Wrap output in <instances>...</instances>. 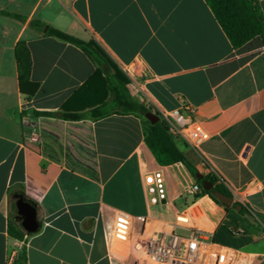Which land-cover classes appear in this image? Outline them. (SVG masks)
<instances>
[{"label": "crops", "instance_id": "obj_1", "mask_svg": "<svg viewBox=\"0 0 264 264\" xmlns=\"http://www.w3.org/2000/svg\"><path fill=\"white\" fill-rule=\"evenodd\" d=\"M2 2L24 3L27 12L0 6L23 17L0 14V264L18 250L7 231L15 194L35 204L40 220L27 238V264H133L130 256L114 257L106 241L116 210L188 234L196 227L193 206L205 210L214 246L264 255L263 37L234 47L205 0ZM257 5L264 18V0ZM31 19L94 40L138 103L144 91L161 107H192L207 134L196 152L197 169L204 160L245 212L208 196H186L195 180L180 163L155 161L144 142V114L113 105L102 79L113 70L105 68L81 89L97 65L80 47L31 27ZM18 41L30 52V80L37 83L31 95L18 87ZM63 105L79 118L47 114ZM174 142L190 151L185 139ZM155 168L167 188L166 202L158 205L163 217L151 215L143 182V171Z\"/></svg>", "mask_w": 264, "mask_h": 264}, {"label": "built area", "instance_id": "obj_2", "mask_svg": "<svg viewBox=\"0 0 264 264\" xmlns=\"http://www.w3.org/2000/svg\"><path fill=\"white\" fill-rule=\"evenodd\" d=\"M129 79L133 81L131 76ZM142 94V104L166 122L172 137L185 139L190 150L197 152L207 134L196 120L194 109L186 105L167 109L158 105L149 94L144 91ZM34 136L35 132L32 130L30 137ZM199 171L211 176L204 160L199 163ZM143 182L149 204L166 202L167 188L161 168L144 170ZM251 183L249 181L248 185ZM249 190L250 188H246L244 193ZM231 191L238 195L242 192ZM185 192L192 199L209 197L207 193L202 194V187L196 181L190 183ZM189 217L196 222V227L188 234H180L169 223L151 227L149 219L144 215H131L116 210L106 232V241L114 257H122L126 251V257L130 256L133 264H263L264 255L214 246L207 226L206 212L201 207H191ZM134 244L138 246V250L134 249ZM17 254L18 250L12 249L7 264H12Z\"/></svg>", "mask_w": 264, "mask_h": 264}, {"label": "trees", "instance_id": "obj_3", "mask_svg": "<svg viewBox=\"0 0 264 264\" xmlns=\"http://www.w3.org/2000/svg\"><path fill=\"white\" fill-rule=\"evenodd\" d=\"M213 12L217 22L234 47L241 46L255 36H261L264 39V18L258 8L257 0H205ZM0 14L9 16L17 20H23V17L17 13L0 10ZM29 25L38 31L56 37L64 42L71 43L81 48L84 54L93 61L97 66L93 75L83 84L81 89L90 85L95 76L101 75L105 68L113 70L111 78H115L113 83L110 77H102L106 88L112 94L111 100L113 105L122 112H136L141 115L148 112V109L141 103L135 101L128 93L126 84L127 78L124 77L115 65L106 57L98 44L90 39L83 40L75 37L62 30L47 25L39 19H31ZM14 56L17 65V79L19 91L24 94L31 95L37 88V83L30 80L31 58L29 49L24 41H18L14 47ZM65 106L61 107L60 112L47 113L54 114L64 119L79 118L78 114L65 113ZM96 108L93 109V111ZM101 113L95 114V116ZM148 128L144 137V142L159 165H169L173 163L182 164L189 175L200 184L203 180H208L213 184V189H217L224 194L230 195L229 192L221 185L215 183V177L203 175L202 179H197L195 174L198 172L196 167L198 157L195 151H181L174 138L169 132L168 126L163 119H159L154 124L148 120ZM207 193L209 197L216 203L225 205L216 200L210 191L202 189V194ZM29 201V200H28ZM31 202V201H29ZM32 203V202H31ZM241 205L234 203L232 206ZM12 214L8 224V235L13 244L17 245L18 254L13 259V264H27L26 242L27 238L32 235L26 233L16 218V207L14 202L11 204ZM240 213L245 212V208L241 205ZM13 244L9 247L12 248Z\"/></svg>", "mask_w": 264, "mask_h": 264}, {"label": "water", "instance_id": "obj_4", "mask_svg": "<svg viewBox=\"0 0 264 264\" xmlns=\"http://www.w3.org/2000/svg\"><path fill=\"white\" fill-rule=\"evenodd\" d=\"M145 118L154 124L159 120V117L148 111L144 114ZM197 179H202L203 175L200 172L195 174ZM202 189L205 191H210L212 196L219 202L232 206L234 204V199L232 196L222 193L217 189H213V184L208 180H203L201 185ZM15 207H16V218L19 220L21 227L28 234L35 233L40 227V220L38 218L37 207L35 204L29 202L22 194H15ZM236 208L240 210L241 205H237Z\"/></svg>", "mask_w": 264, "mask_h": 264}, {"label": "rangeland", "instance_id": "obj_5", "mask_svg": "<svg viewBox=\"0 0 264 264\" xmlns=\"http://www.w3.org/2000/svg\"><path fill=\"white\" fill-rule=\"evenodd\" d=\"M0 6H4V8H7L8 10H20L22 12H27V7H26V5L24 3L12 2V3H9V4L5 5L4 2H2V0H0ZM198 172H200V171L198 170ZM185 194H186V196L188 195L187 193H185ZM186 196H184L183 201H185L187 199ZM158 209H159L158 205L152 206L151 207V215L152 216H162V217L166 216V214L163 211L158 210ZM126 256H127V253H126V251H124L122 257L121 256H116V257H118L120 259H124V258H126Z\"/></svg>", "mask_w": 264, "mask_h": 264}, {"label": "bare ground", "instance_id": "obj_6", "mask_svg": "<svg viewBox=\"0 0 264 264\" xmlns=\"http://www.w3.org/2000/svg\"><path fill=\"white\" fill-rule=\"evenodd\" d=\"M134 249L138 250V246L136 244H134Z\"/></svg>", "mask_w": 264, "mask_h": 264}]
</instances>
